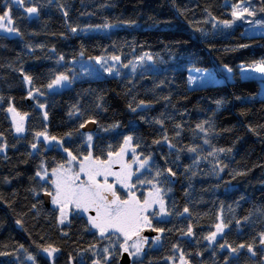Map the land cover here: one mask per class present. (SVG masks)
Returning a JSON list of instances; mask_svg holds the SVG:
<instances>
[{
  "label": "trees",
  "instance_id": "1",
  "mask_svg": "<svg viewBox=\"0 0 264 264\" xmlns=\"http://www.w3.org/2000/svg\"><path fill=\"white\" fill-rule=\"evenodd\" d=\"M244 2L264 19V0H0L16 29L0 36V264H120L122 238L77 213L61 222L41 176L73 156L107 161L129 136L148 160L137 188L157 185L168 213L133 264H264V97L241 75L264 63V36L224 23ZM103 57L119 58L118 76L71 79L73 61ZM203 68L231 77L191 88ZM61 75L71 83L49 88Z\"/></svg>",
  "mask_w": 264,
  "mask_h": 264
},
{
  "label": "rangeland",
  "instance_id": "2",
  "mask_svg": "<svg viewBox=\"0 0 264 264\" xmlns=\"http://www.w3.org/2000/svg\"><path fill=\"white\" fill-rule=\"evenodd\" d=\"M233 12L236 11L238 14H242L240 18H237V16H234L233 22L230 23L231 27L234 26L235 22H242L245 24V33L251 36H264V19L261 18V14L258 11L257 4L256 2H244L236 5L233 7ZM249 13H252L251 15ZM3 23L7 26L10 27V23H8V18H5ZM11 28V27H10ZM12 32L5 31L3 29H0V36H7L11 35ZM143 60H136V63L130 68L132 71L136 70V67L138 65H141ZM73 67L76 70V74L73 76L71 79H81V78H102L103 76H108V77H115L116 75H119L118 72V60L117 59H111L107 57L103 58H92V59H81V60H75L72 62ZM259 65V64H258ZM221 72L218 73L220 75ZM224 74V75H223ZM223 74H221L220 78L222 79H229L231 77L230 71H228L227 68L223 69ZM216 71L213 68H207V69H192L188 73L189 77V86L191 88L193 87H202L206 84H213L214 81H216L217 77ZM241 75L243 78H252L255 79L259 85L261 86L259 96L264 97V73L257 72L254 70V67H242L241 69ZM224 76V77H223ZM71 79H68L66 81H61L59 85H56L52 87V90H60L62 88H65L67 85L71 83ZM194 81V83H193ZM10 118L12 119L13 122V128L15 129L16 133L22 134L24 132V125H25V118L20 116L18 113L16 114L14 111L10 112ZM21 127L23 130L22 131H17V127ZM46 144L50 146L54 140L53 139H46L45 136L42 137ZM125 149V152L122 156H117V155H112L109 157L111 159L112 164H111V170L113 172H120L121 171V166L122 165H131V169H128L127 167L124 168V173H127L128 171H131L133 173L130 184L135 185V187L127 188L121 186V184L117 183V178L115 176H109L108 177V183L109 184H114L115 185V191L117 194L120 196L121 199H128V193L132 192L135 194V196L143 202L144 199H152L153 197L149 196V193H152L155 195L157 190L159 189L157 185H139L142 187L137 188L136 185V178L141 176V174L148 170V160H145L141 157H138L131 146L130 142L126 145L123 146ZM120 152V151H119ZM88 157V156H87ZM92 159V158H91ZM107 159V161L109 160ZM94 160V159H92ZM147 161V163L143 164V167H141V164ZM84 164L86 167L90 163L89 161H86L85 158L82 161H73L70 160L68 164L64 165L63 168H57V174H70L75 176L77 173H79V180L77 181L78 183L80 181H84L87 179V176L84 172H80V166L81 164ZM57 174H54L53 171L49 175L46 173H42V179H46L48 176L50 177V183H52L53 180L57 179ZM123 175V174H122ZM98 180L103 182V177H97ZM142 198L140 199L139 196L142 194ZM51 201L50 205L54 208H56L59 212L60 220H63V223H65L70 216L71 213H77L79 215H82L86 218L88 221L89 225L92 227L94 231L98 233L100 236V230L93 227V224L91 222V217L96 216V211L94 208H90L87 212L78 210L75 208L74 205H70L64 210V215L62 216L61 214V205L54 203V197L56 195V186L52 183L51 184ZM159 197L163 200L162 196V191L159 189ZM164 202V200H163ZM151 223L149 224H143L140 229V234L139 237L137 236H132L130 239H126L125 236L119 232H115L113 230H108L105 232L104 235H109L111 233H115L119 235L123 242H122V247L120 248V253L123 254V252H127L128 256L131 258V263L133 264L134 262H140L142 260V254L145 251L146 247L152 246L155 247L159 243V239L157 240V237H160L155 234V236H145L143 233L144 231H155L153 228L154 221H165V219L168 218V213L166 211L165 207V202H164V211L163 213L160 212V205L154 204L152 208L148 209L146 213ZM222 230L223 227L220 225ZM223 231H218L217 227L215 229V238L214 239H209V242L212 243L214 240L219 238L221 236ZM213 235V234H212ZM211 235V236H212ZM210 236V237H211ZM141 238H145V240H142ZM138 244L140 247V252L137 253L135 256L131 255V253L136 252V248H134L132 245L133 244ZM127 248L128 251H125L124 249ZM174 264H187V262L183 258H179L178 261H176Z\"/></svg>",
  "mask_w": 264,
  "mask_h": 264
},
{
  "label": "snow or ice",
  "instance_id": "3",
  "mask_svg": "<svg viewBox=\"0 0 264 264\" xmlns=\"http://www.w3.org/2000/svg\"><path fill=\"white\" fill-rule=\"evenodd\" d=\"M16 3H23V0H15ZM28 13H36L38 11L35 7H29L26 9ZM250 15L252 13H249ZM234 16L240 18L242 14H238L236 11L233 12ZM7 13L3 16H0V29H3L8 32L16 31V29L7 27L3 21L5 20ZM11 18L8 17V23H11ZM227 26H231L229 22H224ZM76 31V29H73ZM115 59H119L116 57ZM254 70L257 72L264 73V63L259 65H254ZM231 71V69H228ZM68 80L67 76L61 75L58 76L51 84L48 85L49 88H52L56 85H59L61 81ZM194 83V81H193ZM12 111V109H10ZM21 127H17V131H22ZM37 135H45L44 133H38ZM47 139V137L45 136ZM52 139H55L53 137ZM91 140V136L88 138ZM132 140V137H127L125 140V144L127 145ZM35 147V145H33ZM3 149H0L2 151ZM67 151V149H65ZM195 151V149H193ZM220 151H224L221 149ZM125 152L124 148L120 149V152L116 153L117 156H122ZM71 155V153H69ZM112 156V153H109V157ZM73 160L76 157H72ZM86 161L90 163L86 167L83 163L80 166V172H84L87 176V179L84 181L77 182L79 180V173L75 176L70 174H57V170L54 169L53 173L57 174V179L53 180L52 183L56 186V195L54 197L53 202L61 205V214L64 215V210L70 205H74L76 209L87 212L90 208H94L96 211V216L91 217V222L93 227L100 230L101 235H104L106 231L113 230L115 232H119L125 236L126 239H130L132 236L139 237L140 229L143 224L151 223L150 218L144 213L147 212L148 209L152 208L154 204L160 205V212L164 211V202L159 197V189L154 194L149 193L152 199H144L141 202L134 193H128V199H121L117 192L114 190L115 185L108 183L109 176H115L117 178V183L121 184L123 187L131 188L135 187V185L130 184L131 177L133 173L128 171L124 173V168L127 167L131 169V165H122L120 172H113L111 170L112 161L109 159L108 161L103 160H92L91 156L85 157ZM147 163L144 161L141 164ZM63 168V165H61ZM123 174V175H122ZM37 175H40L37 173ZM97 177H103V182L97 179ZM142 183V181H141ZM51 195V193H49ZM187 211V209H185ZM63 222V220H61ZM217 230L222 231L220 225H217ZM159 231H163L160 229ZM215 233L209 239H214ZM145 240V238H141ZM159 237H157V240ZM136 248V252L131 253V255L135 256L140 252V247L138 244L132 245ZM243 247V245H241ZM128 251L127 248L124 249ZM251 250V249H250ZM47 251V249L45 250ZM107 251V249H105ZM235 251V249H233Z\"/></svg>",
  "mask_w": 264,
  "mask_h": 264
},
{
  "label": "water",
  "instance_id": "4",
  "mask_svg": "<svg viewBox=\"0 0 264 264\" xmlns=\"http://www.w3.org/2000/svg\"><path fill=\"white\" fill-rule=\"evenodd\" d=\"M95 125L92 122H88L84 125L83 131H87V132H93L95 130ZM42 199L44 200V204L47 205L48 207H51L50 205V201H51V195H49L48 193H43L42 194ZM157 233V231H144V235L145 236H155V234ZM131 263V258L128 256L127 252H123V254L121 255V259H120V264H130Z\"/></svg>",
  "mask_w": 264,
  "mask_h": 264
},
{
  "label": "flooded vegetation",
  "instance_id": "5",
  "mask_svg": "<svg viewBox=\"0 0 264 264\" xmlns=\"http://www.w3.org/2000/svg\"><path fill=\"white\" fill-rule=\"evenodd\" d=\"M156 235H158L159 236V234H158V232L156 233ZM148 237V236H147ZM150 237V236H149Z\"/></svg>",
  "mask_w": 264,
  "mask_h": 264
}]
</instances>
